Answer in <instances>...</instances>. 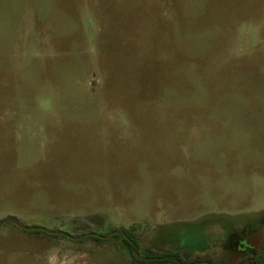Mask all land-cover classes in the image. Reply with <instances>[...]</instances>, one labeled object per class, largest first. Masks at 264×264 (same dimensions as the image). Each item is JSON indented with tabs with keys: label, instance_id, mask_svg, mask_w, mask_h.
I'll return each instance as SVG.
<instances>
[{
	"label": "rangeland",
	"instance_id": "rangeland-1",
	"mask_svg": "<svg viewBox=\"0 0 264 264\" xmlns=\"http://www.w3.org/2000/svg\"><path fill=\"white\" fill-rule=\"evenodd\" d=\"M125 229L263 245L264 0H0V264H137Z\"/></svg>",
	"mask_w": 264,
	"mask_h": 264
},
{
	"label": "trees",
	"instance_id": "trees-1",
	"mask_svg": "<svg viewBox=\"0 0 264 264\" xmlns=\"http://www.w3.org/2000/svg\"><path fill=\"white\" fill-rule=\"evenodd\" d=\"M130 231L132 230L125 229L122 231H117L113 233V235L122 236L130 251L132 260L137 264H223L222 262L225 261L224 259H230V257L225 255V253H223V256H221L222 254L215 256L207 253L202 257H198V255L194 258H191L189 254H185V252L181 250H175L173 248H165L160 251H154L152 248H146L145 252L142 254L138 238ZM45 232L49 235L56 234L49 233L47 231ZM108 236L105 237L96 233L90 235V237L96 241L106 240ZM246 242L248 246L243 245L238 240L235 243V251L233 254H235V252L244 254L242 260L232 263L228 262L227 264H264V241L259 250H255L254 245H249L248 241ZM221 258L222 260H219Z\"/></svg>",
	"mask_w": 264,
	"mask_h": 264
},
{
	"label": "water",
	"instance_id": "water-1",
	"mask_svg": "<svg viewBox=\"0 0 264 264\" xmlns=\"http://www.w3.org/2000/svg\"><path fill=\"white\" fill-rule=\"evenodd\" d=\"M7 220H14V221H16V222H18V220H16V219H14V218H8V219H5V221H7ZM43 230H45V231H47V232H51L52 233V231H50V230H46V229H43ZM122 231V230H121Z\"/></svg>",
	"mask_w": 264,
	"mask_h": 264
}]
</instances>
